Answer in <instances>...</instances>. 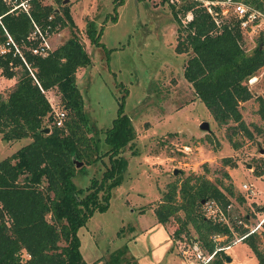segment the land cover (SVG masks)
Masks as SVG:
<instances>
[{
	"label": "trees",
	"instance_id": "16d2710c",
	"mask_svg": "<svg viewBox=\"0 0 264 264\" xmlns=\"http://www.w3.org/2000/svg\"><path fill=\"white\" fill-rule=\"evenodd\" d=\"M53 1L60 4L61 0ZM122 1L112 0V8ZM26 2L27 11L20 7L9 10L11 4L0 0V42L6 37L3 27L13 40L21 42L30 31L32 21L41 27L48 22L51 25L67 23L70 30L69 35L45 55L23 48L26 64L11 51L0 55V74L16 77L6 95L0 94L1 138L5 141L30 138L0 159V264H87L79 250L77 229L94 211L107 208L111 188L118 184L120 171L125 167L120 150L134 139L135 129L123 111L122 93L116 100V115L104 128L102 138L94 135L86 121L75 78L76 70L87 66L90 57L76 34L68 6L55 8L42 0ZM168 6L178 23L181 22L176 11H192L186 25L180 24L184 36L175 45L177 52L190 51L182 76L217 123L232 121V128L251 136L239 103L251 96L247 78L264 66V37L258 36L248 46L236 26L223 24L219 32H213V22L195 0L184 1L178 8ZM100 29L86 24L85 32L91 43L104 47L99 41ZM52 87L57 90L65 111L59 126L52 122L50 105L41 90ZM258 110L264 116L261 99ZM101 142L106 146L104 149ZM102 155H106L108 165L99 178L91 177L84 188L75 186L72 181L75 161L90 164ZM175 188L176 184H171L153 208L157 222L164 223L178 209L183 210L181 227L189 222L208 251L215 244H226L223 240L228 239L229 244L232 231L241 234L247 230L232 221L231 228L212 222L199 212L202 198H214L221 205L227 203V195L233 192L230 184L223 187L224 192L203 176L187 177L178 186L179 200L175 199ZM179 231L177 228L174 232ZM216 232L226 237L212 241L209 235ZM241 240L254 254L256 263L264 264V248L259 245L258 233H248ZM224 254L222 250L216 251L204 264H226ZM117 259L118 256H112L109 264H118Z\"/></svg>",
	"mask_w": 264,
	"mask_h": 264
},
{
	"label": "rangeland",
	"instance_id": "374dc122",
	"mask_svg": "<svg viewBox=\"0 0 264 264\" xmlns=\"http://www.w3.org/2000/svg\"><path fill=\"white\" fill-rule=\"evenodd\" d=\"M42 1L55 8L68 6L76 34L89 54L90 63L79 67L75 78L94 135L102 138L122 93L123 111L135 129L134 139L120 150L125 167L118 184L111 188L107 208L94 211L77 229L84 261L109 264L116 255L118 264H188L174 243V238L196 235L189 222L181 227L183 210L178 209L164 223L157 222L153 212L171 184H176L175 199L179 200L178 186L187 177L203 176L224 192L223 187L230 184L229 221L243 220L247 214L246 224L254 225L264 214V116L258 110L260 99L264 102V66L247 78L251 96L239 103L242 119L251 131L247 136L232 128V121L217 123L182 76L190 51L175 50L184 31L166 1L123 0L115 9L112 0H76L74 7L69 0L60 4ZM86 24L101 28L99 41L104 47L90 42ZM69 30L67 23L53 29L49 34L52 49ZM15 78L0 74L2 96ZM44 93L60 105L54 87ZM204 120L206 130L199 127ZM29 139L3 141L0 134V159ZM100 144L102 149L106 147ZM106 165V155L90 164L82 162L72 176L73 183L84 188L91 177L99 178ZM256 171L260 174L255 175ZM242 182L250 185L252 194H244ZM257 230L259 245L264 248V224ZM224 253L231 257L226 264H257L243 240L231 243Z\"/></svg>",
	"mask_w": 264,
	"mask_h": 264
},
{
	"label": "built area",
	"instance_id": "2783aa9c",
	"mask_svg": "<svg viewBox=\"0 0 264 264\" xmlns=\"http://www.w3.org/2000/svg\"><path fill=\"white\" fill-rule=\"evenodd\" d=\"M13 8L20 7L21 9L27 11L26 0H3ZM168 4H172L175 8H178L180 4L187 0H164ZM198 5L201 6L204 11L209 15L211 21L213 22V32H219L222 25L236 26L243 38L247 41L254 43V40L258 36L264 37V5L263 0H195ZM176 16L179 18L182 25L192 18L191 9H187L184 13L181 11H176ZM48 19L51 15L47 16ZM58 24L51 25L49 22L41 27L38 23L32 21V27L30 31L25 35V38L21 42H16L13 40L11 35L5 30V39L0 42V55H3L7 51H11L12 55H18L19 58L26 64L23 55V48L30 51L33 54L45 55L52 50V46L49 41V34L57 27ZM43 92L45 90L41 89ZM45 94V93H44ZM47 98V97H46ZM48 100L51 108L52 122L59 126L61 125L63 118L65 116V111L60 105H56L53 101ZM241 190L245 192V195L253 193L250 185L242 182L240 184ZM232 203L228 201L226 204L221 205L214 198H206L202 203H200V213L205 218L211 220L212 222H218L220 224H225L231 228L229 221V207ZM236 224H242L247 228V230L241 234L232 231V239L230 243L226 244H215L211 250H206L203 248L197 235H192L189 237L182 236L174 238V243L176 244L178 251L183 258L187 260L188 264H204L208 262L215 254L216 251L222 250L225 252L226 248L234 241L241 240L246 234L251 232H259L257 229L262 228L264 223V214L259 220L252 226H248L244 220L237 219ZM226 235L224 233H211L209 238L212 241L218 242L224 239Z\"/></svg>",
	"mask_w": 264,
	"mask_h": 264
},
{
	"label": "water",
	"instance_id": "95a60500",
	"mask_svg": "<svg viewBox=\"0 0 264 264\" xmlns=\"http://www.w3.org/2000/svg\"><path fill=\"white\" fill-rule=\"evenodd\" d=\"M65 1H68V0H62V2H65ZM199 127H200L201 129H205V130H206V129L208 128V124H207V122L204 120V121H201V122L199 123ZM44 129L47 130V127H45ZM2 140L4 141V139H2ZM81 163H82V161H80V160H76L75 163H74V165H75V167H77V166L81 165ZM248 166H249V165H248ZM173 172H176V169H174ZM203 201H204L203 198L200 199V203H202ZM224 255H225V256H224V261H225V262L231 260V257H230V255H229L228 253H225Z\"/></svg>",
	"mask_w": 264,
	"mask_h": 264
},
{
	"label": "crops",
	"instance_id": "0c3cea01",
	"mask_svg": "<svg viewBox=\"0 0 264 264\" xmlns=\"http://www.w3.org/2000/svg\"><path fill=\"white\" fill-rule=\"evenodd\" d=\"M69 1H73V4H72V5H73V7H74V6H75V1H76V0H69ZM70 7H72V6H70ZM27 141H28V140H27ZM25 142H26V141H25ZM25 142H24V143H25ZM1 143H3V142L1 141ZM22 144H23V143H22ZM19 145H21V144H19ZM12 151H13V150H12ZM12 151H9L8 153H6V155L9 154V153H11Z\"/></svg>",
	"mask_w": 264,
	"mask_h": 264
}]
</instances>
